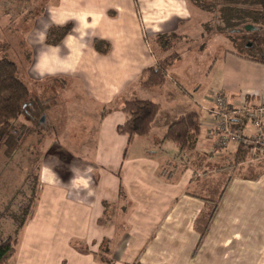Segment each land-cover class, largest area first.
I'll use <instances>...</instances> for the list:
<instances>
[{"label":"crops","instance_id":"0c3cea01","mask_svg":"<svg viewBox=\"0 0 264 264\" xmlns=\"http://www.w3.org/2000/svg\"><path fill=\"white\" fill-rule=\"evenodd\" d=\"M25 2L16 7L15 0H0V41L5 40L3 34L16 33L21 27L20 39L30 54L25 77L38 84L53 78L66 84L63 78L67 77L71 87L83 92L84 109L90 107L95 117L82 127L92 139L80 146L68 141L72 135L65 125L60 131L53 128L54 137L40 139L37 153L43 159L36 162V199L7 264H264V154L257 151L254 155L247 147V160L235 166V155L243 145L231 141L218 149L215 143L208 155L204 143L205 139L212 142V136L218 139L210 133L216 120V92L231 109L264 103V63L226 49L224 78L218 86L212 76L215 64L208 68L211 62L206 60L201 71H208L211 83L206 89L212 87V95L207 94L209 90L200 94L203 85L194 83L190 101L182 96L181 104L176 105L177 109L188 105L186 110L165 119L162 98L151 96L147 88L154 87L143 86L141 74L159 59L176 53L178 63L167 71L168 86L177 81L174 70L187 57L184 66L188 68L202 62L199 58L206 44H197L201 49L189 46L187 42L194 36L229 39L220 32L206 34L204 25L211 15L188 0H78L93 19L96 37L89 41L83 58L74 56L73 71L40 78L32 70L37 47L25 34L33 33L40 21L47 20L49 7L61 5L62 0ZM77 6L63 4L59 11L67 18L70 13L65 9ZM69 23L72 29L76 26L75 21ZM171 35L175 36L164 47L159 37ZM165 93L169 97L177 94L172 85ZM135 97L159 104L160 111L149 136L130 139L117 129L126 120L125 102ZM193 109L200 113V133L191 147L180 150L164 136L172 121ZM232 126L241 127L238 130L245 138L257 135L248 119L233 118ZM54 147L70 152V158L54 155L59 163H48L46 152ZM73 164L92 169L91 196L65 187L73 173L61 169ZM44 165L54 167L61 184L45 176ZM217 184L224 186V192L200 241L196 221L209 210L208 193Z\"/></svg>","mask_w":264,"mask_h":264},{"label":"trees","instance_id":"16d2710c","mask_svg":"<svg viewBox=\"0 0 264 264\" xmlns=\"http://www.w3.org/2000/svg\"><path fill=\"white\" fill-rule=\"evenodd\" d=\"M188 1L198 9L213 14L208 25H204L205 32L226 34L230 41L241 50L246 49V45L251 43L249 50L263 55L260 58L245 55L246 58L264 63V0ZM212 23L215 24L214 27ZM245 26H252L254 29L246 30ZM71 30L72 24L70 23L63 27L54 26L49 32L46 43L59 44ZM235 34L237 38H234ZM174 36H160L159 41L164 47H167ZM26 55L29 59L30 54ZM177 57L176 53H172L159 59L155 66L145 69L140 77L141 84L147 87H159L165 84L168 68ZM34 106L33 93L29 86L20 79L18 64L6 56L0 57V154L4 152L7 157H11L21 149L20 146L27 130H25L26 132L18 130L17 127L25 126L23 123L21 124L24 120H30L36 124L38 117L32 114ZM122 110L126 115V120L117 130L120 134H125L133 139L150 135L152 124L160 111V105L148 99L135 97L127 100ZM235 119H240L243 122L247 117L237 115ZM33 126L31 128L35 129ZM236 127L241 129V127ZM199 133L200 113L198 109H193L169 124L164 140H169L178 145L180 150H184L195 143ZM38 141L40 142V139ZM248 153L247 147L240 146L235 155L234 165L247 160ZM37 161L31 156L27 158L29 166ZM35 181L37 184V178ZM223 192L224 186L221 185L215 186L209 192L207 199L209 210L196 221L195 226L200 235V241L209 229ZM35 199L34 197L30 201L29 207L22 209L20 218H12L16 226L15 238L10 235L9 238L0 242V264H7L15 254L18 234L28 219L29 210Z\"/></svg>","mask_w":264,"mask_h":264},{"label":"rangeland","instance_id":"374dc122","mask_svg":"<svg viewBox=\"0 0 264 264\" xmlns=\"http://www.w3.org/2000/svg\"><path fill=\"white\" fill-rule=\"evenodd\" d=\"M15 1L16 7H22L26 5V0ZM32 1L34 0H31V2ZM19 11H21V9H19ZM209 14L211 16L213 15L212 13ZM206 25H208V23ZM214 25L215 24L212 23L213 27ZM17 29L18 31L16 33L12 31L6 32V34L2 35L5 40L0 41V57L6 56L18 64L20 79L27 83L33 93V101L35 106L33 108L34 111L32 114L38 117V119L36 120V124L30 120H24L21 122V124L23 123L25 126L21 125V127H17L18 130H27V132H25L28 136H24L20 146L21 149L18 150L16 154H14L12 157L3 156V152L0 154V242L9 238L10 235L13 237L15 236L16 226L12 218H20L22 216V209L29 207L30 201L37 195V188H35L37 184L35 180L38 164L34 163L29 166L27 158H29V156L34 159L39 158V160L42 162L43 154H37V151L40 148V143L38 140L41 138L50 139L54 137L56 132L54 129L60 131V129H64L63 125H65V130L67 133L72 135V139H69L68 141L72 144L80 146L81 142L85 141L86 139L89 141L92 139V137H88L83 133L82 127L88 125L89 121L93 120L95 117V114L94 112H91L90 107L87 106L88 108L86 110L84 109L86 104L83 102L81 97L84 95L83 92L80 89L71 87L69 85L70 80L67 77L63 78L65 79L66 84L64 82H56L54 78L38 84L37 82L29 80L27 77H25V68L28 66V57L26 55V50H24L23 40L20 39L22 35V29L21 27ZM234 38H237L236 34ZM221 39L222 41H214L212 39L209 40L208 38L199 39L198 37L194 36V38L187 42L189 46H192L196 49H201L197 47V44H206V47L201 50L203 54L199 58L202 62H197L192 65V67L188 68V66H184V63L189 59L187 57L186 61L183 62L179 68L174 70L177 81L172 80V82H169L168 86H166L167 84H164L163 90L162 86L147 88V91L152 93L151 96L158 100L159 98H162V114H164L165 119L171 115L177 116V114L180 112H184L181 110H186L184 108H186L188 105H185L182 109H177L176 105L181 104L179 101L182 100V96L185 100L190 101L188 95L194 94L195 91L191 87L194 83L203 85L200 94L203 91L207 92L209 90L206 89L209 88V82L211 83V81H209V76H207L208 71H201V69L204 68V62L206 60H210L211 62L208 68H210L212 64H215V72H212V76H216L215 78L217 79V84L219 86V83H221V80L224 78L225 64L223 55L225 54L226 49L237 53H243L244 55L256 56L257 58H260L261 55H263L249 50L251 43L246 45V49L241 50L238 49L234 43H231L230 39H228L229 41L223 38ZM176 60L177 58L174 59L171 64H177L178 61ZM216 79H214V81H216ZM171 85L174 87V89H176L177 94H175L176 96L174 97H169V95L165 93V88ZM211 88L207 93L208 95H212L213 90ZM200 94L197 96H200ZM43 117L46 119V125H44V122H42ZM33 125L35 126V129L31 128ZM210 139L212 142L207 140L206 143V139L204 141V143L207 145L205 147V151L208 155L210 154V150L213 148V146L215 147L216 143V137L212 136ZM209 143L211 146H209ZM27 147H29V149ZM206 153L204 152L205 156ZM79 154L89 157L88 153ZM46 155L47 162L52 163L54 162V159L50 158H55L54 155L68 160L71 153L66 152L65 150L59 151L57 147H54L51 148L50 151H47ZM208 155L206 157H209ZM1 156H3V158ZM193 156L191 154V157ZM210 163L214 164L215 160L210 161ZM61 170H64L62 173H67V171H70L69 168L66 170ZM214 177L216 176L213 174L212 178ZM216 186H218V184ZM214 187L215 186H213V188Z\"/></svg>","mask_w":264,"mask_h":264},{"label":"clouds","instance_id":"9594fccd","mask_svg":"<svg viewBox=\"0 0 264 264\" xmlns=\"http://www.w3.org/2000/svg\"><path fill=\"white\" fill-rule=\"evenodd\" d=\"M76 3L78 6L71 9H65L67 18L64 14L60 13V8L63 4ZM186 11V9H185ZM69 21H75L76 26L63 38L59 44H49L48 41L50 30L55 27H63ZM93 19L88 15L85 6L79 5L78 0H62L61 5H52L48 9L47 20L40 21V26L34 30L33 33H26L25 39L30 41L37 47L36 59L33 64L32 70L40 78L56 77L61 74H66L74 70L73 58L79 55L83 58L89 46V41L96 37L94 35L95 29L92 27ZM98 27V26H97ZM67 54H64V50ZM93 51L94 48H92ZM54 159L58 164L59 161ZM49 168L47 165L43 166V173L45 176H51L53 181H61L58 175ZM70 171L73 177L66 188H71L77 194L81 192L87 193L88 196L92 195L91 186L93 177L91 175V168H78L75 164L70 166Z\"/></svg>","mask_w":264,"mask_h":264},{"label":"built area","instance_id":"2783aa9c","mask_svg":"<svg viewBox=\"0 0 264 264\" xmlns=\"http://www.w3.org/2000/svg\"><path fill=\"white\" fill-rule=\"evenodd\" d=\"M214 103L216 107V120L211 134L217 135L216 147H226L231 141L250 147L251 153L254 155L257 151L264 154V103L255 107H243L240 110L229 108V103L222 94L216 93L214 96ZM237 115H244L252 122L257 129V135L253 139L245 138L241 132L232 126L233 118Z\"/></svg>","mask_w":264,"mask_h":264},{"label":"water","instance_id":"95a60500","mask_svg":"<svg viewBox=\"0 0 264 264\" xmlns=\"http://www.w3.org/2000/svg\"><path fill=\"white\" fill-rule=\"evenodd\" d=\"M245 29H246V30H252V29H254V28H253L252 26H246ZM42 121H43V122L45 121V118H44V117L42 118Z\"/></svg>","mask_w":264,"mask_h":264}]
</instances>
